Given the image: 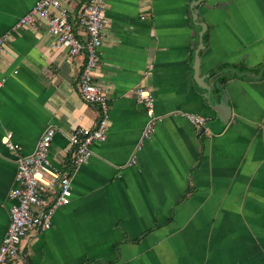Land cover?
Returning a JSON list of instances; mask_svg holds the SVG:
<instances>
[{
  "label": "crops",
  "instance_id": "obj_1",
  "mask_svg": "<svg viewBox=\"0 0 264 264\" xmlns=\"http://www.w3.org/2000/svg\"><path fill=\"white\" fill-rule=\"evenodd\" d=\"M35 1L0 0V242L17 154L53 126L48 158L66 171L69 134L98 119L77 90L84 53L55 47L43 24L12 29ZM195 1L103 0L94 76L109 97L105 139L71 172L49 229H30L5 264H264V0ZM198 22L210 104L193 77ZM137 86L154 97L149 137Z\"/></svg>",
  "mask_w": 264,
  "mask_h": 264
},
{
  "label": "built area",
  "instance_id": "obj_2",
  "mask_svg": "<svg viewBox=\"0 0 264 264\" xmlns=\"http://www.w3.org/2000/svg\"><path fill=\"white\" fill-rule=\"evenodd\" d=\"M38 24H43L53 37L55 47L66 49L72 56L84 53L77 90L86 103L97 107L98 119L93 126L76 127L69 134L66 171L54 166L48 158L53 126L46 127L31 153L17 154L14 185L8 192L12 201L9 222L0 242V264L19 257V244L30 229H49L55 210L70 201L71 172L89 159L91 144L104 140L108 128L109 97L94 76L99 59L98 49L108 26L103 0H36L12 29L34 28ZM7 35L0 36V55L4 52ZM135 95L143 103L148 118L143 137H149L157 120L154 97L141 86L135 88ZM185 116L196 127L204 124L205 118L200 115L185 113ZM1 141L12 150H20L8 135L2 137Z\"/></svg>",
  "mask_w": 264,
  "mask_h": 264
},
{
  "label": "water",
  "instance_id": "obj_3",
  "mask_svg": "<svg viewBox=\"0 0 264 264\" xmlns=\"http://www.w3.org/2000/svg\"><path fill=\"white\" fill-rule=\"evenodd\" d=\"M199 2H200V0H196L195 1V4H197ZM195 18H196V16L194 15V19ZM198 23L201 26V30L199 32V42H198V45L196 47L195 55H194V65H193L194 74H193V77H194V79L197 82L200 81V85L205 90V94H203V95H204L205 99H207V103L210 104V96H211V89H212L211 88V84L208 83V82H205L203 76H198V67H199V55H198V51H199V49L201 47H203L202 34H203V32H204V30L206 28V25H205L204 22H198ZM215 85L221 91V93H222L221 95L222 96H225V94H224L225 90L222 87H219L218 82H216ZM211 105L214 108L218 109L217 107L222 108V106H224V103L220 101L219 103H213ZM221 118H222V120L224 119L225 121H228L229 115L226 113V114H224V116H221Z\"/></svg>",
  "mask_w": 264,
  "mask_h": 264
},
{
  "label": "snow or ice",
  "instance_id": "obj_4",
  "mask_svg": "<svg viewBox=\"0 0 264 264\" xmlns=\"http://www.w3.org/2000/svg\"><path fill=\"white\" fill-rule=\"evenodd\" d=\"M5 139H7V138L5 137Z\"/></svg>",
  "mask_w": 264,
  "mask_h": 264
}]
</instances>
